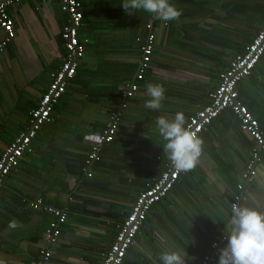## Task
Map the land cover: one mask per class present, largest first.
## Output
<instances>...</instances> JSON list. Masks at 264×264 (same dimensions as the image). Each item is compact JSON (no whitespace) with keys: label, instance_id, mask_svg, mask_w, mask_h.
Segmentation results:
<instances>
[{"label":"crops","instance_id":"obj_1","mask_svg":"<svg viewBox=\"0 0 264 264\" xmlns=\"http://www.w3.org/2000/svg\"><path fill=\"white\" fill-rule=\"evenodd\" d=\"M81 1L79 37L86 50L76 75L54 108V120L42 126L32 150L0 188V264H35L47 246L44 228L55 218L27 204L37 196L69 210L43 264H101L117 223L166 167V141L157 118L183 112L187 120L209 103L219 73L264 29V0H172L182 15L167 23L142 10L128 14L122 0ZM10 14L15 35L0 51V154L28 125L29 111L66 53L61 34L67 14L60 0H24ZM151 30L155 47L140 88L88 176L83 168L90 147L106 126L122 85L136 75V38ZM6 38L0 26V42ZM149 82L167 89L159 110L144 107ZM238 91L264 131V55L238 83ZM199 136L204 141L199 163L152 206L122 264H160L166 249H182L187 264H199L219 229H227L254 140L231 110ZM241 204L264 210V159L246 184ZM219 256L213 264H219Z\"/></svg>","mask_w":264,"mask_h":264},{"label":"built area","instance_id":"obj_2","mask_svg":"<svg viewBox=\"0 0 264 264\" xmlns=\"http://www.w3.org/2000/svg\"><path fill=\"white\" fill-rule=\"evenodd\" d=\"M24 0H0V26L7 32V38L0 42V51L4 50L8 40L14 37V20L10 10L12 6ZM60 7L67 15L63 24L62 38L66 53L61 65L50 73V82L42 94L38 105L29 111V123L26 128L14 138L0 154V188L5 184L6 177L11 170L16 168L24 154L31 151V144L39 130L45 123L54 120V108L59 99L66 92L70 81L75 77L79 62L85 53V45L79 37V28L83 23L84 12L81 0H60ZM156 34L151 30L145 37H137L139 42L140 57L137 64L136 75L124 82L121 92L109 112L106 126L97 136L85 159L83 168L85 174L92 176L91 168L94 162L101 159V148L105 143L113 141L117 133L130 99L140 88L139 80L144 78L145 72L151 61L155 47ZM264 55V29H260L243 52L237 53L231 65L219 73V82L210 93V101L194 114L187 118L186 127L197 130L199 135L223 111L231 110L240 121V127L251 135L255 148L251 152L242 179L233 194L231 205L240 203L244 199L246 184L252 182L258 173V165L264 159V131L260 122L250 108L239 97L238 83L249 76L261 57ZM166 167L155 178L153 183L139 192L132 210L127 217L117 223V233L110 246L102 252L101 264H122L124 258L134 241V237L145 222L152 206L166 196L181 179L184 171H177L167 156ZM27 204L54 216L55 221L44 228V237L47 246L41 248L35 264L48 262L52 255L50 244L56 243L62 233L61 224L69 214L68 207L56 206L45 202L42 197L26 199ZM227 229L222 227L210 243V250L203 254L199 264H213L217 261L222 246L227 242Z\"/></svg>","mask_w":264,"mask_h":264},{"label":"clouds","instance_id":"obj_3","mask_svg":"<svg viewBox=\"0 0 264 264\" xmlns=\"http://www.w3.org/2000/svg\"><path fill=\"white\" fill-rule=\"evenodd\" d=\"M128 14L144 11L165 23L178 21L182 10L172 0H122ZM163 83L149 82L145 85L148 99L144 107L159 110L166 98ZM183 112L169 119L159 116L156 126L166 141L164 150L177 171H191L199 163L203 152V138L197 130L186 127ZM227 245L220 250L219 264H264V210L257 206L233 203L227 225ZM187 253L182 249H166L159 256L160 264H187Z\"/></svg>","mask_w":264,"mask_h":264},{"label":"trees","instance_id":"obj_4","mask_svg":"<svg viewBox=\"0 0 264 264\" xmlns=\"http://www.w3.org/2000/svg\"><path fill=\"white\" fill-rule=\"evenodd\" d=\"M32 148H33V147H32V144H31V150H32ZM28 152H29V151H28ZM26 153H27V152H26ZM26 153H25V154H26ZM25 154H24V155H25ZM21 160H22V159H21ZM20 162H21V161H20ZM18 166H19V165H18ZM18 166H17V167H18Z\"/></svg>","mask_w":264,"mask_h":264}]
</instances>
